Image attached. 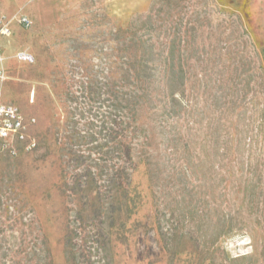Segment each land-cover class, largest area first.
I'll use <instances>...</instances> for the list:
<instances>
[{"label":"rangeland","instance_id":"374dc122","mask_svg":"<svg viewBox=\"0 0 264 264\" xmlns=\"http://www.w3.org/2000/svg\"><path fill=\"white\" fill-rule=\"evenodd\" d=\"M19 12L33 24L0 38L2 98L36 118L38 147L0 148V264H44L46 243L69 264L87 203L110 212L92 223L111 227L105 264H264V0H0V17ZM125 46L157 92L132 183L73 185L72 160L99 158L85 89L118 77Z\"/></svg>","mask_w":264,"mask_h":264},{"label":"trees","instance_id":"16d2710c","mask_svg":"<svg viewBox=\"0 0 264 264\" xmlns=\"http://www.w3.org/2000/svg\"><path fill=\"white\" fill-rule=\"evenodd\" d=\"M123 52L125 54L123 58L126 57L128 62H122L118 77L115 76V79L111 80L105 78V83L91 84L85 89L81 108L83 115L91 116L94 121L86 123V126L91 125L99 129L94 133L96 138L94 141L97 142L94 150L99 158L94 160V165H87L83 157L72 160V166L83 173L74 174L73 185L125 188L132 183V171L135 167L134 149L142 132L140 115L157 92L154 87L156 81L151 74L154 67L139 61L135 48L125 46ZM149 52L150 50L145 47L140 51L147 58ZM167 87L168 90L172 89ZM69 164L71 162L66 161V166ZM82 167L88 169L82 170ZM92 170L97 173L91 174ZM79 213L77 225L65 236L68 263L105 264L103 255L108 248L107 240L111 237V227L105 222H97L95 225L92 223L109 216L108 208L103 204L91 206L87 203ZM86 222L92 225L93 231L85 225ZM44 253L46 254L44 264H53L47 243Z\"/></svg>","mask_w":264,"mask_h":264},{"label":"built area","instance_id":"2783aa9c","mask_svg":"<svg viewBox=\"0 0 264 264\" xmlns=\"http://www.w3.org/2000/svg\"><path fill=\"white\" fill-rule=\"evenodd\" d=\"M15 24L29 29L33 20L21 12L11 17H0V38H9L13 34ZM15 57L22 64H34L35 54L28 50L19 49ZM4 57L0 56V148L12 156H17L20 151L31 152L38 147V141L31 133L36 123V118L26 116L21 108L12 103L4 102L3 89L8 80V72L4 67Z\"/></svg>","mask_w":264,"mask_h":264}]
</instances>
